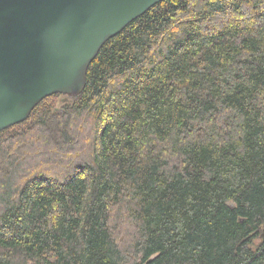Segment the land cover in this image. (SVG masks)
<instances>
[{
    "label": "trees",
    "instance_id": "1",
    "mask_svg": "<svg viewBox=\"0 0 264 264\" xmlns=\"http://www.w3.org/2000/svg\"><path fill=\"white\" fill-rule=\"evenodd\" d=\"M0 264H264V0H161L2 129Z\"/></svg>",
    "mask_w": 264,
    "mask_h": 264
},
{
    "label": "water",
    "instance_id": "2",
    "mask_svg": "<svg viewBox=\"0 0 264 264\" xmlns=\"http://www.w3.org/2000/svg\"><path fill=\"white\" fill-rule=\"evenodd\" d=\"M161 0H0V131L79 94L101 46Z\"/></svg>",
    "mask_w": 264,
    "mask_h": 264
}]
</instances>
